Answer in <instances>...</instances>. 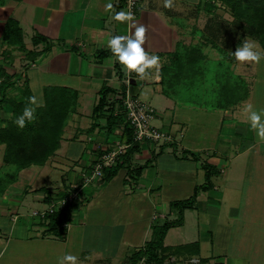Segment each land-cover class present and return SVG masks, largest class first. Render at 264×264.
Here are the masks:
<instances>
[{"label":"crops","instance_id":"1","mask_svg":"<svg viewBox=\"0 0 264 264\" xmlns=\"http://www.w3.org/2000/svg\"><path fill=\"white\" fill-rule=\"evenodd\" d=\"M109 3L112 7L106 8L105 5ZM122 10L128 11L125 0H0V70L18 75L16 83L7 89L8 95L17 100L23 99L22 81L25 79L36 98V106L43 104L46 86H65L78 91L75 109L70 112L60 147L55 153L44 164L17 167L6 185L2 186L4 183L0 182V264H57V257L66 253L77 257L76 264H129L132 251L151 239L153 230L151 237L145 239L148 228L144 229L139 242L126 238L129 219L118 216L106 218V213H110V209L106 208L110 200L104 201L102 206L107 212L100 211L102 207L98 212L95 211L92 195L102 191L96 185L92 186L96 189L90 192L85 188L86 199L74 208L64 234L50 231L49 218L40 213L71 182L79 180V170L93 164L103 152L112 148L118 138L115 132L108 137L104 128L105 118L99 120V125L92 127L93 107L103 85L116 89L122 85L120 63L107 47V39L110 35H131L135 27L140 25L145 27L142 46L146 52L155 53L160 59L157 66L147 69L145 76L135 80L132 91L138 96L143 93L144 97L141 98L150 102L156 110L153 123L173 132L176 139L165 143L150 140L134 143L127 164L130 163L129 168L143 166L141 173L133 177L128 174V167L118 171H123L119 193L131 190L130 204H140V210L130 217L132 223L148 218L151 230L153 219L157 221L159 216L165 219L169 218L167 216H172L169 219L177 217V210L171 207L172 201L169 202L170 206L167 204V213V210L157 211L158 207L152 203V195L160 193L164 176L169 173L168 167L181 159L177 156L181 147L182 162L190 163L185 166L180 164V168L183 166L185 170L182 180L192 193L196 185L204 182V163L214 166L216 173L211 177L212 187L200 191L194 205L184 209L182 225L168 230L167 234L173 228H181L182 241L167 244L166 234L164 245L198 241L199 253L192 255L190 264H198L200 260L205 264H251L248 256L228 255L234 229L233 223L230 226L229 221L222 219V208L228 202L227 214L230 219L241 221L242 226V221L247 220L242 219L243 214L238 207L246 203L243 194L251 191L255 195V192L260 191L264 197V139L258 137L257 130L250 127L247 111L248 105H251L252 110L259 108V104L254 102L257 95H252L256 85L240 93L235 102L218 104L221 111L219 118L223 119L219 138L208 146L195 144L197 138L193 120L202 105L185 89L198 93L197 78H193L192 86L188 87L181 79L168 92H165L161 82L162 67L169 62L173 52L181 50L180 44H188L179 34L175 22L180 10L170 6V3L166 6L165 0H146V3L143 0L139 12L132 17L135 23L113 18L115 12ZM9 18L18 21L27 50L37 54H27L26 50L5 42L3 32ZM37 35L45 36L52 43L47 52L43 50L45 41L33 43V37ZM44 76L50 77L52 81ZM0 77L3 79L2 75ZM35 85L42 97L38 98L34 93ZM175 87L176 92L172 90ZM12 110L11 102L2 104L0 127L10 119ZM221 133H224L222 137ZM4 152L5 144L0 143V154ZM188 153L192 157L185 156ZM86 154L87 160L84 159ZM118 173L101 185L105 187L116 180ZM191 174L194 176L191 177ZM57 176L61 177V184L55 180ZM216 177L222 179L217 181ZM248 177L257 180L253 187L245 185ZM255 206L256 211L259 208L255 233L264 238V206ZM153 209L157 215L154 218ZM201 211L205 218L210 217V236L207 233L206 238L185 229L188 215L192 217V224L197 223L199 226ZM208 238L212 248L216 246L223 251V258L216 257L211 248L212 254H203V240L208 241Z\"/></svg>","mask_w":264,"mask_h":264},{"label":"trees","instance_id":"2","mask_svg":"<svg viewBox=\"0 0 264 264\" xmlns=\"http://www.w3.org/2000/svg\"><path fill=\"white\" fill-rule=\"evenodd\" d=\"M203 1L204 3L206 2L203 7L200 2L198 6L204 8L211 14V17H209L204 29L198 31L200 38H202L201 42L212 45L225 55L233 56L231 53L237 46H240L244 35H248L259 40L264 48V0ZM219 2L233 17L232 20H226L225 25H223L222 21H217L215 9ZM229 27L230 30L233 29L232 35L221 37L225 31L229 34ZM233 35L237 36L235 41L231 38ZM3 38L6 43L15 45L21 50H26L27 54H37L35 51L27 50L23 41L22 29L18 21L13 18H9L6 21ZM41 41L46 42L43 50L47 52L51 48L52 43L48 42L43 35L33 37L34 44ZM202 58H204V55L197 45L186 46L183 50L178 49L173 52L169 62L160 71L161 82L164 84L165 92H168L171 86H176L179 80L185 79L187 76L194 77L195 73L193 71L197 70L195 66ZM0 75L3 76V80L0 82V107L5 102H11L13 106L10 119L7 120L3 127H0V143L5 144L4 161L15 163L18 169L30 164H44L47 158L60 147L64 126L67 123L70 112L75 109L77 103L78 91L65 86H46L44 89V102L36 106V119L26 123L24 128L21 129L13 121L22 112L23 107L29 103V97H33L32 91L27 79H25L22 81L24 84L22 90L23 99H14L8 95L7 89L16 83L18 75H10L3 70H1ZM122 75L123 73L121 72V77ZM232 83L226 80V83L222 84L223 86L220 88L221 92L225 91L224 89L228 91L229 97L226 102L231 101V103L237 100V94L239 96V92L237 93L238 86L236 87ZM123 89V83L118 89L107 84L103 85L99 90L98 99L93 107L94 121L92 127L99 125V120L105 118L104 128L107 130L108 137L115 132L116 128L123 127L121 138L130 144L115 164L104 168L102 184L112 179L123 167H128L127 172L133 177L138 176L143 167L129 168L130 163L127 164L134 150L132 145L135 142H133V129L122 111L121 99L117 97L122 94ZM234 93H236V96L232 95ZM116 109L119 111L116 112ZM203 167L205 169L204 182L196 185L189 197L171 203V207L178 212L177 217L175 219L166 218L162 223L153 224L151 239L132 251L129 264H168L166 260L172 255H175L176 258L179 256H189L191 258L192 255L199 253L198 241L169 246L164 245V238L170 228L182 225L184 209L191 208L194 205L198 193L212 187L211 177L216 173V169L209 163H204ZM80 203L82 201L70 203L62 210L45 214L49 218L50 231L60 235L64 234L67 229L64 224L69 222L74 208Z\"/></svg>","mask_w":264,"mask_h":264},{"label":"rangeland","instance_id":"3","mask_svg":"<svg viewBox=\"0 0 264 264\" xmlns=\"http://www.w3.org/2000/svg\"><path fill=\"white\" fill-rule=\"evenodd\" d=\"M159 1V0H158ZM161 1V0H160ZM163 1V0H162ZM204 3L203 0H168V3H170V6L175 7L176 9L180 10L179 16L176 17V24L178 28V32L180 35L183 36V40L188 43L184 45L183 43L180 44L181 50L185 48V46H192L197 45L199 46L201 52L204 55V58L200 60L199 63H197V70L195 69L193 73H195L194 77H186L182 83L186 84V87L192 86L193 78H197L199 82V91L198 93H195L193 90H187L185 89L186 93L195 97V99L202 105V107L199 109L198 114H196V117L193 120V126H194V135L196 136L197 140H195V144L206 145L210 144L211 142L216 141V139L219 138V132L220 127L222 126L223 119H220L221 111H219V108L217 107L218 104L224 103V101H227L226 99L229 97L228 91L224 89L225 91L221 92L220 88L223 86L222 84L226 83V80H229L233 82V85L238 86L239 94L243 93L244 91H247L248 88H251L252 85H256L254 91L252 92V95H257V99L254 100L255 103L259 104V108H255L253 110H260L264 109V58H262L260 61H237L234 56H229L221 53L216 48H214L212 45H207L203 42H201L202 38L198 36L197 33L198 30L204 29V27L207 24V21L209 17H211V14H209L204 8H201L198 6V4ZM144 3H146V0H144ZM216 14H217V21H222L223 25L226 22V20H232L233 17L231 13L223 7V5L219 2L217 5ZM106 13H109L106 11ZM230 30V27H229ZM233 30V29H232ZM232 30L228 32H224L221 37H227L232 35ZM231 38L235 41L237 39L236 35H233ZM247 40L254 45H256L257 50L264 51V48L262 47L259 40L255 39L254 37L244 35L243 41ZM190 41V42H189ZM222 42V41H221ZM221 45V44H220ZM179 47V45H178ZM238 47V46H237ZM236 47V48H237ZM235 48V50H236ZM234 50V51H235ZM233 51V52H234ZM168 63V62H167ZM121 68V65H120ZM242 68V71L240 70ZM121 71L122 68H121ZM1 72V70H0ZM222 72L224 73L222 75ZM21 73V72H19ZM29 74V72H28ZM48 81H52L50 77H45ZM3 79L0 77V82ZM260 84L263 86V88L260 86ZM34 93L37 95V97L40 96V91H38L37 85L34 86ZM191 89V88H190ZM176 92V87L172 89ZM256 90V91H255ZM258 93V94H257ZM223 94V95H221ZM236 93L232 94L234 96ZM139 97H144L143 93ZM238 97V94H237ZM234 98V97H233ZM42 99V98H40ZM196 101V102H197ZM256 105V104H255ZM215 107V108H214ZM256 107V106H255ZM264 120V116L261 118ZM164 128V127H162ZM165 129V128H164ZM224 129L222 128V132ZM224 133H221V136ZM194 136V137H195ZM178 141V140H177ZM176 141V142H177ZM182 148H179V151L177 153V156L181 158L178 162H174L173 166L171 165L168 167L169 173L164 176L163 184L161 185L160 193H153L152 195V203H154V207H158L157 211L164 210L166 211L168 207L170 206L169 202L180 200L181 198H187L189 197L192 192L190 189L186 188L185 182L182 180L183 175L185 173L184 167L182 166L180 168V164L182 165H190L189 162L185 163L182 162L183 154H182ZM4 153L0 154V182L2 181L4 184L2 186L6 185L7 182L10 180L9 177L15 174V171L17 169V165L15 163L6 162L4 161ZM187 157H192L191 154L185 155ZM84 159H88V155L86 154L84 156ZM177 161V160H176ZM179 165V166H178ZM83 169V168H82ZM81 169V170H82ZM189 169V168H187ZM79 170L78 172H80ZM184 170V171H183ZM121 170L118 173V177L116 180L111 181L108 185L102 186H95L96 188L102 189L101 193H94L92 197H94V204L96 206H93L95 211H99V208L104 206V201L110 200L108 202V209H110V213H106V218H111L113 216H118L119 218H127L126 221L129 222L127 226L128 236L126 238L135 240L134 242H139L141 238H143L144 235V229L148 228L145 239H149L151 237V231L150 225L151 222L146 219H143L142 221H139V223H132V220L130 217L135 215L140 210V204L137 205H131L130 199L132 195L131 190H128L126 192L119 193V188H122L121 185V179H122V173ZM187 172V171H186ZM193 177L194 175H190ZM217 181L222 179L221 177H216ZM248 181L246 182L250 186L256 184L257 180H252L251 177H248ZM254 178V177H253ZM55 180H58V182L61 184V177L57 176ZM253 181V182H251ZM200 182V179L198 180ZM102 186V187H101ZM104 187V188H103ZM92 186H89L86 188L87 192H90L94 189H96ZM252 190V189H250ZM251 193V191H249ZM243 194V197L246 199V203H242L239 205V210L242 212L243 216L242 219H247L245 221H236L230 219L229 215L227 214L229 210L228 208V202L224 204L222 208V219L229 221V225L233 226V235H232V242L228 246V255L229 256H248L250 258L251 264H264V238L259 237V234H256V223L258 222V212L259 208L256 211V206L259 207L264 206V197L262 196L263 193L260 191L255 192L251 194ZM98 195V197H97ZM235 199V198H232ZM103 201L101 204H98L99 202ZM98 204V205H97ZM167 204L169 206L167 207ZM84 206V205H83ZM105 207H102L100 211H106ZM154 210V209H153ZM119 211V212H117ZM153 214V218L156 211H151ZM168 210L166 211V213ZM211 212V211H210ZM149 213V212H148ZM200 219H199V226H197V223L192 224V217L191 215H188V220L186 221L187 224L185 226V229H190L192 232H196L197 234H200V237L206 238L207 233L210 236L209 227H210V217L205 218V215L202 214V211L200 212ZM177 215V214H176ZM210 215H212L210 213ZM160 218L156 221L153 219V224L161 223L165 220V218H161L162 216H159ZM169 218H172V216H167ZM151 219V218H150ZM124 220V219H122ZM198 221V219H197ZM226 222V221H222ZM228 223V222H226ZM256 224V225H255ZM209 226V227H208ZM181 228H173L169 231V233L166 236V243L173 245L176 243H179L182 241L183 233L180 232ZM195 236V235H194ZM198 237V235H197ZM240 239V241H239ZM206 240V239H205ZM203 240L204 248H203V254L209 256V254H215L216 257L221 256L223 258V251L219 249L216 246L210 245V238H208V241ZM239 241V243H238ZM210 248L212 252L210 251ZM208 252H211L208 254ZM221 252L222 255H219ZM176 257L173 258V256L169 257L166 260V263L168 264H190V258L189 256H179L176 260H174ZM213 261V260H212ZM214 263V262H213ZM191 264H193L191 262ZM198 264H205L203 262H198ZM222 264V263H217Z\"/></svg>","mask_w":264,"mask_h":264},{"label":"built area","instance_id":"4","mask_svg":"<svg viewBox=\"0 0 264 264\" xmlns=\"http://www.w3.org/2000/svg\"><path fill=\"white\" fill-rule=\"evenodd\" d=\"M142 2L143 0H125L127 10L133 13L132 17L137 15L142 6ZM122 73L121 82L124 85V89L122 94L117 97L121 99L122 111L125 113L133 129V142L150 140L157 143H165L175 141L176 135L173 132L158 127L153 123L156 116V110L153 105L133 93L132 87L134 81L140 79V76L135 73L125 75L124 71ZM117 111L119 110L116 109ZM122 128H116L115 133L118 138L114 141L112 148L102 153L93 164L83 168L80 172L79 180L71 182L63 191V195L51 200L47 204V208L40 212L41 215L62 210L70 203L83 202L86 199V187L102 184L104 168L115 164L120 155L130 146L129 143L121 138ZM64 225H67V223Z\"/></svg>","mask_w":264,"mask_h":264},{"label":"clouds","instance_id":"5","mask_svg":"<svg viewBox=\"0 0 264 264\" xmlns=\"http://www.w3.org/2000/svg\"><path fill=\"white\" fill-rule=\"evenodd\" d=\"M166 6L168 0H165ZM106 8H111L112 5L106 4ZM133 13L131 11H118L114 13L113 18L121 22H133ZM145 27L143 25L135 27L131 35H110L107 39V47L111 50L116 60L121 65L125 75L135 73L141 78L147 74L146 70L157 66L159 63V56L155 53L146 52L142 46L144 44ZM237 61H255L258 62L264 58V51L257 50L256 45L244 40L240 46L231 53ZM248 120L250 127L257 130V136L264 139V109L252 110L251 105L247 107ZM36 98L29 97V103L23 107L22 112L17 115L13 121L18 128H24L26 123L32 122L36 119ZM76 264L77 257L71 253H66L62 257H57V264Z\"/></svg>","mask_w":264,"mask_h":264}]
</instances>
